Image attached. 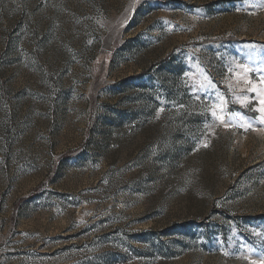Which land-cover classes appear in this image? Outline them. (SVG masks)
I'll list each match as a JSON object with an SVG mask.
<instances>
[{"label": "rangeland", "instance_id": "1", "mask_svg": "<svg viewBox=\"0 0 264 264\" xmlns=\"http://www.w3.org/2000/svg\"><path fill=\"white\" fill-rule=\"evenodd\" d=\"M264 0H0V264H264Z\"/></svg>", "mask_w": 264, "mask_h": 264}, {"label": "snow or ice", "instance_id": "2", "mask_svg": "<svg viewBox=\"0 0 264 264\" xmlns=\"http://www.w3.org/2000/svg\"><path fill=\"white\" fill-rule=\"evenodd\" d=\"M262 103H264V101H262ZM261 111H264V109H261Z\"/></svg>", "mask_w": 264, "mask_h": 264}]
</instances>
